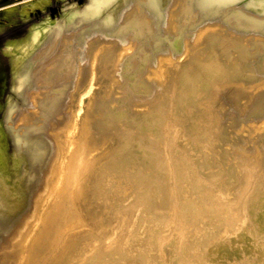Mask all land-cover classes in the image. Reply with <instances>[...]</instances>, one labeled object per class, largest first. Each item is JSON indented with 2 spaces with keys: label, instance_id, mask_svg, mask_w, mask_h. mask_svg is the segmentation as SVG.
<instances>
[{
  "label": "bare ground",
  "instance_id": "bare-ground-1",
  "mask_svg": "<svg viewBox=\"0 0 264 264\" xmlns=\"http://www.w3.org/2000/svg\"><path fill=\"white\" fill-rule=\"evenodd\" d=\"M115 1L20 74L0 264H264V0Z\"/></svg>",
  "mask_w": 264,
  "mask_h": 264
},
{
  "label": "rangeland",
  "instance_id": "rangeland-1",
  "mask_svg": "<svg viewBox=\"0 0 264 264\" xmlns=\"http://www.w3.org/2000/svg\"><path fill=\"white\" fill-rule=\"evenodd\" d=\"M132 1L133 4H130ZM172 1L169 0L166 4V12L169 11L168 6ZM92 2L93 0H0L1 142L7 152L22 158L21 166L29 158L27 153L20 151L8 121L11 103H17L20 107L26 106V101L17 87L20 74L51 46L53 51L58 49L57 45H53L56 35L54 30L58 25L64 26L62 29L69 35L76 34L84 27L85 21L82 22L80 19L90 10ZM118 3L122 4L118 5L120 9L116 7L115 10L119 15L114 23L117 29L121 27V20L135 4L134 0H116L115 4ZM99 17L101 18L99 22L104 23L106 15L102 14Z\"/></svg>",
  "mask_w": 264,
  "mask_h": 264
}]
</instances>
